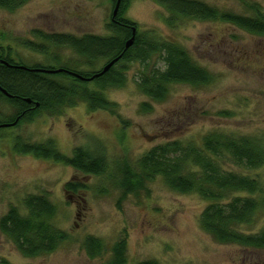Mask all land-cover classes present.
I'll return each mask as SVG.
<instances>
[{
	"label": "rangeland",
	"instance_id": "obj_1",
	"mask_svg": "<svg viewBox=\"0 0 264 264\" xmlns=\"http://www.w3.org/2000/svg\"><path fill=\"white\" fill-rule=\"evenodd\" d=\"M194 1L223 13L264 15V0ZM117 3L30 0L13 12L0 9V48L26 67L98 72L107 61L90 67L72 50L51 49L49 55H40L23 43H41L35 32L77 38L109 36ZM128 3L124 18L136 24L139 36L180 46L213 76V82L199 87L173 85L165 101H152L138 84L144 73L165 69L162 55L157 54L145 64H120L119 69L126 68V85L104 92L116 104L113 112L92 113L81 103L58 117L42 112L32 122L17 126L16 122L0 130V221L11 208L24 214L26 197L46 195L57 209L54 225L67 235L54 253L26 258L0 231V264H105L120 241H126V264H264V250L220 244L202 229L201 215L209 203L198 195L172 191L161 177L147 182L136 194L125 195L119 187L121 165L136 168L148 151L167 142L200 146L203 136L217 132L256 140L264 148V37L222 20L178 17L170 25V12L156 0ZM53 79L71 83L69 78ZM90 87L95 89L93 83ZM143 105L150 109L144 110ZM15 115L16 110L0 100V122L9 123ZM16 138L31 144L53 141L69 159L79 149L92 157L102 155L106 170L88 175L63 163L18 154L13 149ZM224 168L258 180L263 193L256 197L264 200V165L249 170L224 163ZM263 227L264 208L253 225L241 230L254 235ZM88 237L101 241L104 253L100 257L87 256L84 242Z\"/></svg>",
	"mask_w": 264,
	"mask_h": 264
},
{
	"label": "trees",
	"instance_id": "obj_2",
	"mask_svg": "<svg viewBox=\"0 0 264 264\" xmlns=\"http://www.w3.org/2000/svg\"><path fill=\"white\" fill-rule=\"evenodd\" d=\"M28 1L30 0H0V9L13 12ZM156 1L170 12V25L178 17L200 21L222 20L248 33L264 37L262 13L245 17L219 12L194 0ZM128 4V0H121L118 16L109 25V36L87 35L77 38L66 34L35 32L36 39L41 43H23L27 49L40 55H49L51 49L72 50L90 67L97 61H107L108 65L119 58L109 71L95 78L103 70L83 73L68 67L60 68L83 78H93L91 81L77 79L66 72H38L57 69L17 64L11 58L10 51L0 48V87L11 96L8 98L0 92V100L6 101L16 110L14 119L9 123L0 122V126L32 122L42 112L58 117L63 110L77 107L81 103L86 104L88 111L92 113L99 110L113 112L116 104L110 102L104 92L126 85V68L123 66L119 69L120 64H145L157 54L162 55L165 69H152L144 73L138 84L141 93L150 100L165 101L173 85L199 87L213 82V76L197 65L180 46L168 41L159 42L153 37L143 39L139 36L136 24L124 18ZM134 31V44L126 48ZM54 77L69 78L71 83L66 85L57 82ZM90 83H93L95 89L90 87ZM142 107L147 111L150 109L147 105ZM2 129L8 128L1 127L0 130ZM13 149L21 155L63 163L88 175L103 174L107 166L104 156L92 157L80 149L74 152V158L69 159L57 149L53 141L31 144L16 138ZM224 163L249 170L257 169L264 165V148L256 140L237 139L217 132L203 136L200 146L185 145L180 141L167 142L148 151L138 161L136 168L128 163L121 165L119 187L125 195L136 194L145 188L147 182L161 177L172 191L196 194L209 203L202 212L200 224L216 242L264 250V227L254 235L241 230L243 226L253 225L257 214L264 208V200L259 201L256 197L261 196L263 189L258 180L227 170ZM71 186L69 184L67 188ZM23 205L26 210L24 214L17 208H11L1 219V233L26 258L46 256L57 251L66 242L67 235L54 225L57 214L54 204L46 195H31L24 199ZM84 248L90 259L98 258L104 253L101 241L93 237L86 238ZM126 251V241L116 243L110 261L105 264H126ZM139 264L159 263L144 261Z\"/></svg>",
	"mask_w": 264,
	"mask_h": 264
},
{
	"label": "water",
	"instance_id": "obj_3",
	"mask_svg": "<svg viewBox=\"0 0 264 264\" xmlns=\"http://www.w3.org/2000/svg\"><path fill=\"white\" fill-rule=\"evenodd\" d=\"M119 7H120V0H118V3H117V5H116V8H115V10H114V12H113V20H115L116 19V17L118 16V13H119ZM135 37H136V31H134L133 32V35H132V38L126 43V48H129V47H131L133 44H134V40H135ZM119 61V58L118 59H115L114 61H112V62H110L108 65H106L105 67H104V69H103V71L100 73V74H96L95 76H94V78L95 77H99L100 75H103L104 73H106L107 71H109L117 62ZM19 68H21V69H25L24 67H19ZM38 72H46V73H49V74H59V73H63V72H66V73H69L71 76H74L75 78H77V79H80V80H89V81H91L93 78H90V79H87V78H83V77H81L80 75H77V74H75V73H72V72H69V71H66V70H64V69H57V70H52V71H44V70H42V71H38ZM0 92H2L5 96H7L8 98H11V96L10 95H8V93L4 90V89H2L1 87H0ZM16 123H13V124H11V125H2V126H0V128L1 127H8V126H14Z\"/></svg>",
	"mask_w": 264,
	"mask_h": 264
},
{
	"label": "flooded vegetation",
	"instance_id": "obj_4",
	"mask_svg": "<svg viewBox=\"0 0 264 264\" xmlns=\"http://www.w3.org/2000/svg\"><path fill=\"white\" fill-rule=\"evenodd\" d=\"M112 21H113V19H112ZM2 93V92H1ZM3 94V93H2ZM18 121V120H17Z\"/></svg>",
	"mask_w": 264,
	"mask_h": 264
}]
</instances>
